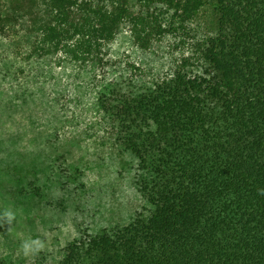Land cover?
I'll return each mask as SVG.
<instances>
[{
	"label": "trees",
	"instance_id": "trees-1",
	"mask_svg": "<svg viewBox=\"0 0 264 264\" xmlns=\"http://www.w3.org/2000/svg\"><path fill=\"white\" fill-rule=\"evenodd\" d=\"M207 8L214 26L199 36L189 28ZM126 26L143 52L155 36L191 40L167 74L120 68L95 90L108 139L139 162L146 207L56 264H264V0H0V116L32 110L59 149L57 106L74 83L63 75L112 69L107 47ZM47 158L51 175H79L65 153ZM0 264L30 263L7 254Z\"/></svg>",
	"mask_w": 264,
	"mask_h": 264
},
{
	"label": "rangeland",
	"instance_id": "rangeland-1",
	"mask_svg": "<svg viewBox=\"0 0 264 264\" xmlns=\"http://www.w3.org/2000/svg\"><path fill=\"white\" fill-rule=\"evenodd\" d=\"M213 26V8H207L189 29L201 36ZM190 42L182 32L155 36L152 50L143 52L134 45L126 26L107 47L112 69L77 78V70L69 66L63 83H74L57 106V113L64 116L59 124V149L46 147L45 125L31 122L30 118H36L32 110L0 116V256L16 255L30 264H56L69 245L128 224L142 213L146 201L136 187L139 162L108 139L94 106L95 90L120 68L134 70L148 80L167 74L188 53ZM55 70L57 77L64 72L61 67ZM64 153L79 175H51L43 169L47 157ZM5 163L11 164L12 173L6 171ZM15 165L24 171L14 173ZM47 176L55 184H48ZM38 183L44 191L36 189ZM39 259L44 260L39 263Z\"/></svg>",
	"mask_w": 264,
	"mask_h": 264
}]
</instances>
